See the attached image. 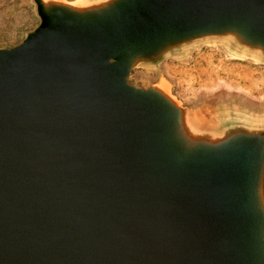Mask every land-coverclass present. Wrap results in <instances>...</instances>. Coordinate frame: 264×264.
<instances>
[{"label": "water", "instance_id": "water-1", "mask_svg": "<svg viewBox=\"0 0 264 264\" xmlns=\"http://www.w3.org/2000/svg\"><path fill=\"white\" fill-rule=\"evenodd\" d=\"M31 1L0 48V264H264V109L186 104L163 70L264 65V0Z\"/></svg>", "mask_w": 264, "mask_h": 264}, {"label": "rangeland", "instance_id": "rangeland-1", "mask_svg": "<svg viewBox=\"0 0 264 264\" xmlns=\"http://www.w3.org/2000/svg\"><path fill=\"white\" fill-rule=\"evenodd\" d=\"M39 20L31 0H0V48L19 43ZM163 70L173 93L184 103H243L264 109V65L234 59L220 48L203 47L184 60L169 59ZM156 78L133 71L131 83L148 88Z\"/></svg>", "mask_w": 264, "mask_h": 264}]
</instances>
